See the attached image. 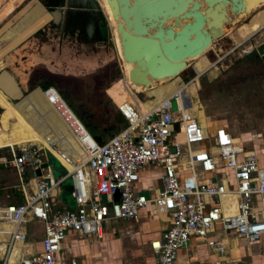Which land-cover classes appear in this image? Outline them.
<instances>
[{"label":"built area","instance_id":"built-area-1","mask_svg":"<svg viewBox=\"0 0 264 264\" xmlns=\"http://www.w3.org/2000/svg\"><path fill=\"white\" fill-rule=\"evenodd\" d=\"M237 47L225 55L218 49L220 57L212 51L216 57L212 66ZM195 79L181 83L178 92L143 111L140 103L152 102L154 96L115 105L125 126L102 143L87 133L53 87L40 89L84 159L73 164L65 158L72 169L53 179L48 169H39V177L34 175L47 161L41 148H8V159L0 157V164H8L16 175L22 199L19 204L0 206V225L7 226L0 229L6 258L16 243H25L24 227L35 221L42 228L40 252L18 255L14 264H77L74 260L64 263L58 257L67 232L101 240L106 223L136 222L140 211L150 204L154 215L168 224L159 238L149 242L157 264H180L176 252L191 240L216 256L213 264H259L227 261L226 241L217 235L232 232L253 244L264 234V152L258 155L245 149L221 125L212 131L199 125L189 111V97L183 96L185 87ZM195 144L200 148L192 150ZM148 166L161 170L160 189L151 198L136 190L139 173ZM65 180L73 206L53 209L52 200ZM6 258L3 264H7Z\"/></svg>","mask_w":264,"mask_h":264},{"label":"water","instance_id":"water-1","mask_svg":"<svg viewBox=\"0 0 264 264\" xmlns=\"http://www.w3.org/2000/svg\"><path fill=\"white\" fill-rule=\"evenodd\" d=\"M263 1L105 0V3L112 20L116 22L121 62L132 65L128 71L131 87L149 89L150 81L170 79L186 70L189 67L187 59L203 53L225 35L233 20ZM72 3L73 0H52V4H56L55 8L45 6L51 20L27 39L25 45L29 46V54L25 56L21 50V58L15 56L16 60L0 71V91L11 104L26 96L31 68L26 72L21 68L29 58H33L32 55L39 54L40 46L58 51L62 56L75 52L69 51V46L77 51L75 42L66 43L62 36L64 21L67 24L75 23L79 28L82 25L86 35L91 36L92 24L86 23V17L82 18ZM82 14L87 16L84 12ZM15 53L18 54V51ZM199 109L203 113L200 105ZM196 120L200 126L207 128L205 120H200L198 113ZM54 163L57 165V162ZM39 169H48L56 175L60 173V169L48 161L34 171L36 177L40 175ZM65 185L69 187L67 183ZM116 199L117 195L114 197Z\"/></svg>","mask_w":264,"mask_h":264},{"label":"rangeland","instance_id":"rangeland-1","mask_svg":"<svg viewBox=\"0 0 264 264\" xmlns=\"http://www.w3.org/2000/svg\"><path fill=\"white\" fill-rule=\"evenodd\" d=\"M26 1H32V0H25L23 3H21L11 15H9L7 18L3 19L0 23L1 25L5 22L9 21L11 24H14L17 20L15 18V14L17 11L25 4ZM246 20V21H245ZM245 20L239 22L236 24L232 30L231 34L225 33V35L217 40L215 43L212 44L211 48H209L205 53L203 52L202 56L199 57L200 59L197 61L195 60V57L191 59V62L188 63L189 67L181 72L176 78H164L159 79L156 81H150V88L146 89L147 91L153 89L156 90V96L155 100L151 102V105L155 104V102L162 100L166 97H168L171 93L177 92L181 88V83L185 84L189 80H192L196 77L195 70L200 73V75L195 79L196 83V96L198 99V103L203 109V113L205 116V119L207 123L217 122L216 124H220L219 122H225L229 125H239L237 127L238 129H234V133H232L233 136H237V134H240V131L244 125L245 127H255L257 126V121L253 119H249L251 114L254 116L259 117L260 111L264 109V102L260 99H254V97H260L261 89L264 87V74L263 72L258 70H253L249 68L248 65H241L240 68L237 69H229L230 67H234V64L238 61L242 60L244 57H246L249 54H246V51H250L251 48L248 49L249 45L251 44V41L254 39H257L259 36H263L264 32V6L258 8L254 13L247 17ZM116 22L112 24L111 31L113 36L111 37L110 30L108 28L109 36L114 41V45L112 44V51L110 59L112 62V69L110 71L107 70V73L103 77L97 76L98 80L101 79V82L105 83V88L108 89L112 84L115 85L117 88L126 87L129 89L130 95L134 99H138L140 102H143L147 100L146 96L144 97V93L146 95V91L141 92H135L136 87H133L132 89L126 85L125 78H124V71L127 70L132 65L129 63L121 62L122 58L118 56V51H121L118 41V35L115 30ZM231 28V27H230ZM235 45H239V47L235 48L232 53L229 55L227 54L220 63L216 64L215 66H212L216 60V57L213 55L212 51L216 52L218 55L217 50L220 49L221 54L225 55ZM115 47V48H114ZM218 55V57H220ZM198 58V57H197ZM207 61H206V60ZM208 62V63H207ZM194 63L197 65L194 67ZM236 65V64H235ZM195 72V73H194ZM119 73V79L115 81V75ZM35 77V75L33 76ZM175 78V79H174ZM96 79V82L93 83L94 85H99V81ZM33 83H36L35 79H32ZM31 82V83H32ZM77 82L71 83L70 81H58V89H56L58 95L65 101L66 105L72 112V114L79 120V122L83 125L87 133L91 137H96V135H99L98 130L94 125H92V122L90 118H85L83 107L82 105L89 104V100H97L99 99L95 95L87 96L84 99H80L82 94L79 92V88L76 87ZM92 85V86H94ZM35 89H41L39 86L35 87L33 90L26 92L25 95L28 93L34 91ZM162 90V93L160 92ZM166 91V92H165ZM165 92V93H164ZM119 95H123L122 91H118ZM220 93V94H218ZM41 94V93H40ZM224 95V97H222ZM223 98L227 99V105L223 102ZM221 99V100H220ZM103 100L105 101L106 105H103L100 103V101H97V103L94 108L95 109H102L103 106H105L107 109L110 107L112 109L111 111H114V115H119V125L122 127L124 123H126V120L123 118L122 114L117 110L115 107L113 101L108 97V95L105 93ZM219 102V103H217ZM109 106H108V105ZM173 105V103H172ZM199 105L196 107V110H194V113L199 114ZM228 106V107H227ZM140 107L142 110L146 109L145 105L143 103H140ZM91 112L97 116V114L94 113V110H91ZM117 112V114H116ZM95 116V117H96ZM97 119V117H96ZM244 119V120H243ZM118 121V119H117ZM236 121V122H233ZM109 124H105V134L101 132V135H105L104 139L106 140L109 137H106L108 133H111L112 124H114L113 121H109ZM107 123V122H106ZM249 123V124H248ZM101 130V128H99ZM114 134V133H113ZM112 135V134H111ZM110 135V136H111ZM42 141L46 144V153H49L52 155L53 158H55L63 167L71 170L72 165L68 164L65 161V158L75 163V161L80 160V158L83 156V152L81 151L78 144L75 142V140L68 136L59 139L57 142L54 143H48L45 139L41 138ZM249 150H255L258 151H264V140L262 141H256L254 144H245ZM29 146V145H26ZM34 147L35 146H29ZM16 148V147H15ZM200 148L198 144L192 145L191 149L196 150ZM55 149L56 151H54ZM8 148H2L0 149V157L8 159L7 156ZM54 151V152H53ZM46 154V158H48ZM8 171L7 174L13 175V172L10 168L6 167ZM151 170L145 169L142 172L139 173V177L146 176L148 172ZM51 176L53 179H57L58 175L54 173L53 171H50ZM3 175V174H2ZM0 175V176H2ZM9 175V176H10ZM14 176V175H13ZM8 177V176H6ZM10 178V184H15V178L12 176ZM2 187V185H0ZM66 185L60 188V191L58 193V199L55 200V202L52 204V208L56 210H65L66 207H64L66 201H68V197L65 194ZM137 192L145 196L146 198L152 197V191L150 188L146 190H141L140 185H137ZM10 199L12 200L13 193L9 194ZM16 201V198L13 199ZM65 202V203H64ZM149 210H152V207L150 204L146 206V208L142 211H140L141 214L148 216ZM139 213V214H140ZM127 222L124 220H118L114 225L119 226L126 224ZM34 224V223H33ZM32 223H29L28 227L31 229L36 230V228H39L38 225H33ZM112 225L109 227L111 228ZM41 231V230H40ZM228 234H232V232H229ZM42 235L40 234L39 240L41 239ZM248 243L244 239H240V241L237 243L238 247H242L244 250L245 246ZM246 249V248H245ZM261 249H264V234L259 237V240L256 243H253L249 250L252 252L251 260L261 262L258 256V251ZM3 254L0 255V264L4 263V260L6 258V255L8 253L7 248L5 247ZM61 254H63V251L61 250Z\"/></svg>","mask_w":264,"mask_h":264},{"label":"crops","instance_id":"crops-1","mask_svg":"<svg viewBox=\"0 0 264 264\" xmlns=\"http://www.w3.org/2000/svg\"><path fill=\"white\" fill-rule=\"evenodd\" d=\"M249 48H251L250 51L254 49L256 54L258 55V63L253 65H248L249 68L253 70L259 69V71L263 72L264 74V32H263V36L261 35L257 39L251 41V44L249 45L248 49ZM250 51H246V54H249ZM202 54L203 53L196 56L195 60L197 59V57H201ZM189 62H191V60L186 63ZM196 65L197 63L196 64L194 63L193 66L195 67ZM195 72H196L195 74L196 77H198L200 73L197 72L196 70ZM130 88L132 89L133 87ZM120 89L121 88H117L115 85H112V87L107 89L105 93L108 95V97L113 101L114 105L116 106L120 107L122 106L123 103L132 104V102L135 101V99L130 95L129 89H127L126 87H122V89L121 90ZM156 90L151 89L147 91L142 87H136V90L134 91L135 92L146 91V95L144 93V97H145V96H156ZM196 90L197 88L194 80V82L190 83L189 86L185 87L183 91V96L184 95L188 96L190 99L191 105L189 107V111L195 115H197V113H194L193 111L196 110V107L199 105L196 96ZM118 91H122L123 95H119ZM160 92L162 93V90H160ZM222 97H224V95H222ZM254 99L255 100L260 99L262 100V102H264V87L263 89H261L260 97L255 96ZM227 101H228L227 99L223 98V102L225 103V105L228 104ZM144 105L146 108H150V106H152L151 102H146L144 103ZM108 108L109 109L106 110V113L107 115H109V119H111V121H113L114 123L115 122L119 123L120 119L117 112H116L117 115H114L115 114L114 111L112 112L111 111L112 109H110V107ZM260 112L261 113L259 117L251 114L249 118V119L254 118L258 123L257 126L245 127L244 125V127L241 130H239L240 134L239 135L237 134V136L232 135V133H234V129H238L237 127H239V125H237L236 123L235 125L232 124L229 125L221 121L219 122L220 124H216L217 122L215 123L211 121L210 122L211 127L209 128V131H212L215 124L221 125L224 128H226L234 138L238 139L243 144L245 149L249 150V148H247L246 145H244V143L249 145V144H254V142L258 140L259 141L264 140V109H262ZM133 116L134 115L130 117ZM109 123L110 122L107 121L106 125ZM95 127L98 130V132L100 131L99 135L96 136H100L101 140H105L104 139L105 135H101V132H103V134H105L104 132H106L105 124H102L100 126L96 125ZM99 127L101 128V130H99ZM53 150L56 151L55 149ZM251 151H254L258 155L264 152V151H260V149H258V151L255 150H251ZM83 159H84V155L80 158V160L75 161L74 164L83 161ZM6 167L11 169V167L8 164H0V175L3 174L2 176H0V185H2V187H0V206L16 204L15 200H13L15 198L11 200L9 194L13 193V197H14V193L20 195L16 188L18 184L16 175L14 174L12 169L11 170L14 176L7 174L8 171L5 170ZM146 168L147 169L151 168V170L148 172L146 176L139 177V182L136 184V190H138L137 185L139 184L141 190L143 191L150 188L153 196V194L160 189L159 177L161 175V170L148 166L142 169L140 172H142ZM9 175L12 176V179L13 177L15 178L14 185L10 184ZM61 175L63 174L60 170V173L57 178H59ZM27 176L30 177L29 175ZM66 183L67 185H69L68 181L65 180L61 184V187L65 186ZM29 185L31 186L32 182H30ZM59 191L60 189L58 190L54 199L52 200V204L55 202V200L58 199L57 197ZM66 191H67V187L65 189V194L67 195ZM64 207H66V209L72 208L69 197ZM116 222L117 221L108 222L103 226V237L101 240H96L95 238H82L73 232H67L65 238L60 243V252L58 254L59 259L64 263H67L69 260H74L77 262V264H157L155 258L150 253L148 246L150 241L159 238L161 233L164 232L165 229L168 227V224L164 221L163 217L159 219L154 215L153 210H149L148 216L140 213L138 216V220L136 222L126 221L127 222L126 224L119 226L114 225ZM30 223L32 224L34 223L35 225H38L41 231L38 228H36V230L34 229L30 230V228L28 227L29 223L25 225L24 227V233L26 237L25 243L23 245H20L19 243H16L14 245L11 256L9 258L10 264H14L16 262L18 255L29 256L34 253L40 252L41 249L40 243L42 237L39 240V236L40 234L42 235L41 225L40 223L35 221ZM111 225L112 227L109 228ZM217 238L224 239L226 241V245L228 248V252L226 255L227 261L240 260L246 262H257L251 260L250 258L253 256L252 252L249 250V247L252 244H247L245 246L246 249L244 248L243 250L242 247L237 246V243L240 241V239L236 238L233 234H228V233L218 234ZM3 249L4 246L0 244V255L3 252ZM61 250L63 251V254H61ZM176 254L180 264H213V262L216 260V256L214 254L207 251L202 244L194 242L193 240L189 241L186 248L178 249ZM258 256L261 262L260 263L257 262V263L264 264V249L258 251Z\"/></svg>","mask_w":264,"mask_h":264},{"label":"bare ground","instance_id":"bare-ground-1","mask_svg":"<svg viewBox=\"0 0 264 264\" xmlns=\"http://www.w3.org/2000/svg\"><path fill=\"white\" fill-rule=\"evenodd\" d=\"M24 1L25 0H0L1 21L11 15L15 8H17ZM96 1L99 3L101 10L106 18L107 26L112 37L113 34L111 31V27L114 21L111 18L105 0ZM262 6H264V1L253 6L245 15H242L236 20H233V23L230 24L226 33L231 34V30L236 24L245 20L247 17H250L254 13V11ZM15 18L17 20L14 24H11L9 21L3 24L8 30L9 35L1 38L0 71L3 68L7 67L14 60H16V57L21 58V56H19L21 55V52H23L25 56L26 54H29V46L25 45V43L28 41L27 39L33 33H35V31L43 27L50 19L49 15L46 14L43 11L42 7L34 0L29 2L26 1L25 4L15 14ZM168 23L169 22H166V24ZM112 44L114 45L113 39ZM211 46L212 45H210L207 49L211 48ZM16 51H18V54L15 53ZM118 56L121 57V51H118ZM32 57L33 58H29L26 61L25 65H23V67L21 68L23 72H26L35 63L40 61V59L36 58L37 55H32ZM192 58H189L186 61L188 62ZM46 65L55 72L67 74H79L91 70L95 67V65H82L79 68L69 66H59L53 68L48 63H46ZM176 77L177 76H175V78ZM127 82L128 75L127 79L125 80V83ZM129 86L131 87L130 83ZM32 92L28 93L17 103L11 104L0 91V149H13L14 147H24L26 145H29L35 146L38 149L41 148L43 152L46 153V144L44 143V141H42L41 138L52 144L54 142H57L61 138L70 136L66 126L62 123L60 117L57 115V113H55L54 109L52 107L42 106V104L33 97ZM198 116L200 120H205L207 128L211 127V123H207L204 113L201 112V109ZM63 169L65 173L69 172V170H67L65 167H63ZM4 227L7 226L0 225V229ZM1 242L2 238L0 237V244L3 245V243ZM12 250L6 258L5 263L7 264H10L9 258L11 256Z\"/></svg>","mask_w":264,"mask_h":264},{"label":"flooded vegetation","instance_id":"flooded-vegetation-1","mask_svg":"<svg viewBox=\"0 0 264 264\" xmlns=\"http://www.w3.org/2000/svg\"><path fill=\"white\" fill-rule=\"evenodd\" d=\"M38 3L43 11L48 14L46 11V7L55 8L56 4H52V0H34ZM76 6L78 9V13L82 18L86 17V23L89 22L92 24V34L91 36H87L83 26H77L75 23H62V29L64 30V34L62 35L65 39L66 43H74L77 47V51L73 48L71 49L69 46V51L73 50V53H67L66 55H60V52L54 51L53 49H45L41 46L39 47V54L36 58L40 59L39 62L35 63L31 67V72L29 76L31 79H34V75L36 80L39 79L41 81H50L58 84V81H70L71 83H75L76 87L79 88V92L82 94L80 99H84L87 96L95 95L99 99H95L93 101L89 100V104L82 105L84 107H93L99 103L106 105L103 100L104 94L106 92L105 83L101 82V79L98 80L97 76L103 77L107 70L110 71L112 69V62L110 59L111 54L109 52L112 51V43L109 39V32L106 18L101 10L99 3L96 0H73L72 6ZM46 6V7H45ZM85 13L87 16L83 15ZM49 15V14H48ZM50 17V16H49ZM51 20V17L49 21ZM48 21V22H49ZM82 19L80 20V22ZM47 22V23H48ZM46 23V24H47ZM85 23V24H86ZM9 32L5 30V28H0V44L1 38L6 37ZM39 37V36H38ZM52 47V46H51ZM105 51V52H104ZM98 55V56H97ZM97 56V57H96ZM46 63H48L53 68L59 66H69V67H81L82 65H95V67L91 70L79 73V74H67L60 73L51 70ZM132 67V66H131ZM129 67L124 71V78L127 79L128 71L131 69ZM30 79V80H31ZM96 79L100 82L99 85H94ZM29 81V78H28ZM94 85V86H92ZM113 85V84H112ZM112 85L109 87L111 88ZM129 86V81L126 83ZM28 86V82H27ZM54 88V87H53ZM108 88V89H109ZM55 89V88H54ZM121 90V89H120ZM41 93V94H40ZM34 98H36L44 107H51L42 91L36 89L32 92ZM97 102V103H96ZM96 115L93 113L89 114L90 120H95Z\"/></svg>","mask_w":264,"mask_h":264},{"label":"trees","instance_id":"trees-1","mask_svg":"<svg viewBox=\"0 0 264 264\" xmlns=\"http://www.w3.org/2000/svg\"><path fill=\"white\" fill-rule=\"evenodd\" d=\"M0 23H1V19H0ZM3 28H5V26L2 24L1 25ZM5 30H7L5 28ZM8 32V30H7ZM200 58L198 57L196 60L198 61ZM258 63V55L256 54L255 50L253 49L252 51H250L249 55H247L246 57H244L242 60L238 61L237 63L234 64V67H230L229 69H237V68H240L241 65H253V64H257ZM234 69V70H235ZM195 73V72H194ZM196 74V73H195ZM119 73H117L115 75V81L119 79ZM32 77L30 76L29 77V81H28V86H27V90L28 91H31L33 90L35 87H40L42 90H44L45 88L47 87H54L58 90H60L58 88V84H56L55 82H50V81H41L39 82V79L36 80V77H34L36 83H33L32 82ZM31 79V80H30ZM32 82V83H31ZM55 89V90H56ZM83 107V112H84V116L85 118H89V114L92 113L91 110H94V113L97 114V119H95L93 122H92V125L94 126H100L102 124H106L107 121H110L109 119V115H107L106 113V110L107 108L105 106H103V108L100 110V109H95L93 107ZM96 124V125H95ZM125 126V123L122 125V127L119 125V123H114V125H112V129H111V133H108L107 137H111L113 135V133L115 134L118 130H120L121 128H123ZM100 128V127H99ZM112 134V135H111ZM111 135V136H110ZM94 139L98 142V143H102L104 142L105 140H101L100 136H96L94 137ZM48 155V162L53 165L54 167H56L57 169H60V165H58L59 163L56 161L55 158H53L49 153H47ZM54 162H57V165H55L56 163ZM62 174L65 173L64 169H60ZM14 198H16V204H19L21 202V196L18 195V194H15L14 193Z\"/></svg>","mask_w":264,"mask_h":264}]
</instances>
